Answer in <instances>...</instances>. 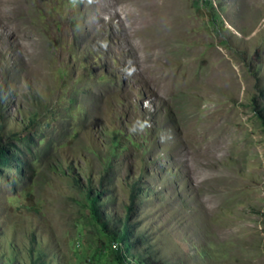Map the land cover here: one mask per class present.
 Returning a JSON list of instances; mask_svg holds the SVG:
<instances>
[{
	"label": "rangeland",
	"instance_id": "374dc122",
	"mask_svg": "<svg viewBox=\"0 0 264 264\" xmlns=\"http://www.w3.org/2000/svg\"><path fill=\"white\" fill-rule=\"evenodd\" d=\"M257 109L264 0H0V258L129 264L90 188L168 264H264Z\"/></svg>",
	"mask_w": 264,
	"mask_h": 264
},
{
	"label": "trees",
	"instance_id": "16d2710c",
	"mask_svg": "<svg viewBox=\"0 0 264 264\" xmlns=\"http://www.w3.org/2000/svg\"><path fill=\"white\" fill-rule=\"evenodd\" d=\"M261 122L264 125V109H257ZM6 147H0V161L6 162L4 159ZM131 190H135L134 184H131ZM87 201L86 206L92 219L101 227V231L108 238L112 245L111 250L117 255L125 258V261L132 262L131 256L137 258V264H168L156 250L145 240L143 234L136 231L137 225L132 223L131 213L134 205L125 204L123 214L119 212L103 211L101 196L95 194L90 188L86 190ZM132 196L134 194L132 193ZM105 204V203H104ZM34 242L32 243L31 252H34ZM128 254H131L128 255ZM16 255L11 252V255L5 258H0V264H7L14 259ZM130 258V259H129ZM33 259V257H31Z\"/></svg>",
	"mask_w": 264,
	"mask_h": 264
},
{
	"label": "bare ground",
	"instance_id": "6f19581e",
	"mask_svg": "<svg viewBox=\"0 0 264 264\" xmlns=\"http://www.w3.org/2000/svg\"><path fill=\"white\" fill-rule=\"evenodd\" d=\"M125 16H126V15H125ZM153 44H154V43H153ZM153 44H152V45H153ZM154 46H155V45H154ZM149 50H150V49H149ZM153 53H154V52H153ZM155 53H156V52H155ZM159 56H160V55H159ZM156 58H157V57H156ZM153 59H154V58H153ZM145 60H146V59H145ZM150 60H151V59H150Z\"/></svg>",
	"mask_w": 264,
	"mask_h": 264
}]
</instances>
